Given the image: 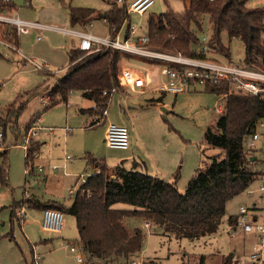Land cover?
Segmentation results:
<instances>
[{"label": "rangeland", "instance_id": "1", "mask_svg": "<svg viewBox=\"0 0 264 264\" xmlns=\"http://www.w3.org/2000/svg\"><path fill=\"white\" fill-rule=\"evenodd\" d=\"M10 1L15 9L4 12L44 25L43 29H30L19 36V47L25 56L23 58L32 59L34 63L43 66V69L36 68L28 59L26 61L15 53H7L4 49L0 52V116L7 121V125L0 123V151L8 149L5 162L0 156V264H32V243L39 244L38 251L45 264H131L132 261L141 264L153 259L159 264H199L200 256H204L205 264H222L227 258V264H260L257 260H252L250 255L261 242L264 263V236L261 240L258 233L244 232L239 225L227 229L226 221L228 215L238 212L242 205L264 224V189H261L264 186V164L261 141L257 142L258 147L254 153L256 159L250 164L257 172L256 178L245 191L227 203L222 222L210 239L162 237L154 231L156 228L151 222L147 228L143 219L126 216L124 223L127 228L134 230L138 227L142 232L139 256L132 258V261L124 257L111 261H89L78 241L73 216L63 215L64 229L60 234L41 227L42 211L38 208L25 207L22 220L11 221L12 203L26 197L24 189L29 191L26 199L55 200L64 205L71 203L68 190L75 186L77 176H88L95 171L94 163L88 162V158L103 160L110 177H114L113 169L118 164L126 169L152 174L154 167L167 161L170 165V162L173 164V160H176L179 176L173 181H176L179 191H183L187 180L195 171L203 172L206 169L210 155H220V148L207 144L205 132L211 126L214 131L220 129L222 117L215 108L224 106L225 100L201 88L180 93L152 91L151 88L162 80L158 70L161 62L124 52L131 59L123 64L147 73L149 79L146 89L150 90L147 89L142 94L128 89L117 90L107 107L106 121L90 126L91 119L79 110L89 107L91 101L84 98L80 91H71L66 101L59 100L57 95L53 103L49 104V90L56 79L67 70H63L68 63L67 52L77 42L76 37L63 33L59 28H80L104 36L109 33L110 28L103 19H92L91 25L87 22L72 26L69 6L93 8L103 12L113 4H122L116 3V0ZM187 4L188 0H154L143 13L129 12L128 20L120 30L121 38L126 36L129 23L137 27L135 33L129 35L130 40L135 41L137 37L147 34L150 15L169 10L181 12ZM246 6L262 7L264 0H246ZM203 29V33L209 36L207 19ZM221 42L229 48L230 60L242 61L244 49L239 39H229L223 33ZM195 47L200 48L198 45ZM217 57L222 61L228 59L222 55ZM18 94H21L19 102H24L25 106L16 118L4 117L7 106ZM160 97L162 103L157 101ZM46 99L45 106L43 100ZM93 111L101 110L95 108ZM109 121L123 123L127 127V148L106 145L104 132ZM33 122L40 129L36 130L35 136H29L28 130ZM26 138L41 144L37 156L32 160V171L25 167L23 143ZM245 147H248V137L245 138ZM66 155L71 160L65 159ZM143 164H147L149 168L146 169ZM52 165L58 166V169L53 171ZM40 166L43 168L42 172L38 171ZM162 178L169 179L166 176ZM115 207L129 206L118 203ZM46 238H51V243L43 244L42 241ZM69 246H74L76 250L71 251ZM77 253L83 256L82 261L77 260Z\"/></svg>", "mask_w": 264, "mask_h": 264}, {"label": "trees", "instance_id": "2", "mask_svg": "<svg viewBox=\"0 0 264 264\" xmlns=\"http://www.w3.org/2000/svg\"><path fill=\"white\" fill-rule=\"evenodd\" d=\"M8 9L13 11L15 5L10 0H0V12ZM95 18L105 20L111 35H115L128 20V14L124 6L116 4L103 12L69 6L72 26ZM206 19L210 30L208 44L216 53L229 59V48L221 42V35L226 33L229 39L236 38L242 42V64L263 65L264 6L250 8L246 6V0H188L181 12L169 10L150 15L147 21L148 41L142 45L157 52L205 57L195 46H199L200 34H204ZM67 57V70L49 90V104L57 95L59 100L66 101L71 91H80L95 107L106 109L114 94L112 89L120 87L118 63H126L131 56L115 49L86 52L72 47ZM203 90L217 96L224 95L220 129L214 131L211 126L205 132L207 144L220 148V155H210L206 169L195 171L183 191H179L176 181L164 180L137 169H126L120 164L113 169L114 177H110L103 160L88 158V162L99 168V172L87 179L91 197L77 195L68 205L55 200L39 201L25 197L12 203L11 221L20 220L16 212L25 207L52 208L73 216L78 241L89 261H111L119 257L132 261L138 256L142 248V232L139 228L129 230L124 223L126 216L151 222L156 228L154 231L168 238L196 239L214 234L226 213L227 203L245 191L257 176L250 167L254 162L251 161L252 156L246 154L245 138L264 115V101L257 96L234 93L224 83L206 84ZM20 97L18 94L7 106L4 117L18 116L25 106L24 102H19ZM157 101L161 102V97ZM93 110L89 107L79 111L88 116L101 113ZM0 123L7 125L1 116ZM30 141L32 139L28 140L25 148L28 171H32V160L41 145L36 140ZM7 150L0 151L4 162ZM118 203L129 207L117 208L115 205ZM228 222L235 226L236 216L230 215ZM227 260L224 259L222 264H227ZM141 264L159 263L153 259ZM199 264H205L204 256H200Z\"/></svg>", "mask_w": 264, "mask_h": 264}, {"label": "built area", "instance_id": "3", "mask_svg": "<svg viewBox=\"0 0 264 264\" xmlns=\"http://www.w3.org/2000/svg\"><path fill=\"white\" fill-rule=\"evenodd\" d=\"M116 3L122 4L125 7L127 14L129 12L143 13L153 3L154 0H116ZM44 25L36 22L19 18L18 16L9 14L8 12H0V52L4 49L7 53H15L22 58L25 57L19 47V36L27 33L31 28L41 29ZM136 25L129 23L127 32L129 35H133L136 31ZM65 34H69L78 38L76 47L86 52H93L98 50L115 49L121 52H128L133 54H139L160 61L159 72L162 76V80L156 84L152 89L161 93H180L196 88H204L206 84H218L224 83L230 86V89L234 93L243 95H252L260 97L264 101V63L262 66H249L242 64L241 62H234L230 59L225 61L220 60L213 48L208 44L209 36L203 34L200 37L199 53L204 54L205 57L192 58L183 56L181 54H169L164 52H157L147 49L142 44L148 41V36L143 35L137 37L135 41H131L128 36L121 38L120 31L115 35L108 33L104 36H100L82 29L73 28H59ZM264 44V35H263ZM36 68L43 69L33 62L32 59L26 57ZM26 60V61H28ZM118 83L120 87L113 88L112 91L117 90H132L144 93L147 87L148 74L144 71L131 67L128 65L118 63ZM105 93V92H104ZM113 94V95H114ZM224 97V95H221ZM44 99V98H43ZM44 105H47V99L44 101ZM93 109H100V114H93L88 116L91 121L89 123L98 125L103 122L107 114V108L95 107L93 103ZM218 114L223 113L224 106H217L215 108ZM38 119V117H37ZM40 127L33 122L28 130V135L35 136L36 130ZM51 131V130H50ZM29 138L24 141V147L26 148ZM104 141L107 146L119 149H125L129 146L128 129L125 125L109 121L106 124L104 132ZM261 141V150L263 151V164H264V115L256 122L253 132L248 136V147L246 154L248 156H255V150L258 147L257 142ZM65 159L71 160L69 155L65 156ZM43 168L40 166L38 170ZM51 169L56 171L58 166L52 165ZM95 174L99 172L98 166H95ZM91 174V175H92ZM264 174V171H263ZM90 176V175H88ZM88 176L80 174L77 176L75 186H72L68 193L71 198L79 195L82 197H91L92 191L86 186ZM264 189V186H261ZM26 197L29 196V191L24 189ZM251 192V190H248ZM24 208L17 211V216L20 220L24 215ZM63 213L60 210L45 208L42 210L41 227L44 230L53 232H61L63 229ZM252 218V219H251ZM147 228L150 227V222L144 223ZM236 226H240L244 232H256L261 237L264 236V224L259 222L256 218L248 212V209L244 206H240L236 214ZM66 247L67 244H64ZM31 259L32 264H45L42 254L38 251L39 244H31ZM263 243H259L255 246L254 251L251 253L250 258L257 260L260 264L263 263L262 256ZM71 251H75L74 246H69ZM77 260L82 261L83 256L80 253L76 254ZM131 264H138L136 261H132Z\"/></svg>", "mask_w": 264, "mask_h": 264}, {"label": "crops", "instance_id": "4", "mask_svg": "<svg viewBox=\"0 0 264 264\" xmlns=\"http://www.w3.org/2000/svg\"><path fill=\"white\" fill-rule=\"evenodd\" d=\"M91 22H92V20L91 21H89V23H88V25H91ZM32 30H39V29H34V28H31ZM43 29V28H42ZM73 29H76V28H73ZM80 29V28H79ZM82 30H85V29H82ZM87 31V30H86ZM90 32V31H89ZM109 33H110V31H109ZM128 33V32H127ZM129 35V34H128ZM128 35H126V36H128ZM72 36V35H71ZM73 37H75V36H73ZM133 37V36H132ZM76 39H77V42H78V38L76 37ZM77 42H76V44H77ZM74 47H76V45L74 46ZM121 65L124 63L123 61H121V62H119ZM68 67V63H67V65H66V67L63 69V70H65L66 68ZM153 88V87H152ZM151 88V90L152 91H154L153 89ZM148 90H150L149 88H147ZM146 88H145V91L147 90ZM202 90H203V87L201 88ZM130 91H132V90H130ZM205 91V90H204ZM133 92H136V93H138V91H133ZM161 93V92H160ZM140 94H142V93H140ZM218 97H223V96H218ZM224 98V97H223ZM161 103H162V101H161ZM93 106V102H91V105L89 106V107H92ZM89 107H84V108H89ZM107 115H108V110H107V114H106V117L104 118V120H103V122L104 121H106V118H107ZM102 122V123H103ZM113 122V121H112ZM116 123V122H115ZM120 124H123V123H120ZM124 125V124H123ZM213 125V124H212ZM106 127V126H105ZM39 140V139H38ZM40 141V140H39ZM3 150V149H2ZM39 150H40V148H39ZM37 156V155H36ZM254 159L252 160V162H254V160H255V156H252ZM251 157V158H252ZM166 159V158H165ZM174 161V163L173 164H175V165H173L171 162H170V165H168V161L167 162H164V164H160L159 166H156V167H154V169H152L153 171H152V174L151 175H154V176H157V177H160V178H162V177H164V176H166L167 178H169V179H164V180H168V181H173L174 180V178L176 177V176H179L178 174H179V170H178V167L176 166V160H173ZM137 164H139V163H137ZM95 166H97L96 164H94ZM145 166V168L146 169H148L149 167H148V165L147 164H143V167ZM39 171V170H38ZM43 171V169L41 170V172ZM40 172V171H39ZM163 179V178H162ZM42 211V210H41ZM236 214H237V212L236 213H233L232 215L233 216H236ZM231 215V214H230ZM230 215H228V217L230 216ZM228 217H227V219H226V221H227V229H232V228H234V224H232L231 222H228ZM253 218H256L257 219V217L253 214ZM74 222H75V220H74ZM143 222L145 223L146 221L145 220H143ZM136 228H138V227H136ZM64 229V228H63ZM62 229V230H63ZM153 229V228H152ZM130 230V229H129ZM62 232V231H61ZM61 232H59V234L61 233ZM157 234L158 235H161L162 237H164L160 232H157ZM213 236V234H211V235H208V236H204V237H200V238H203L202 240H205V239H210L211 237ZM43 244H48V243H51V238H46V239H44L43 241ZM81 244V243H80ZM140 254V253H139ZM139 254H138V256H139ZM141 256V255H140ZM141 257H144V256H141Z\"/></svg>", "mask_w": 264, "mask_h": 264}, {"label": "water", "instance_id": "5", "mask_svg": "<svg viewBox=\"0 0 264 264\" xmlns=\"http://www.w3.org/2000/svg\"><path fill=\"white\" fill-rule=\"evenodd\" d=\"M253 159H254V158L252 157V158H251V161H252Z\"/></svg>", "mask_w": 264, "mask_h": 264}]
</instances>
